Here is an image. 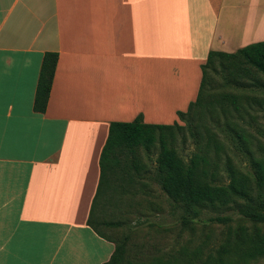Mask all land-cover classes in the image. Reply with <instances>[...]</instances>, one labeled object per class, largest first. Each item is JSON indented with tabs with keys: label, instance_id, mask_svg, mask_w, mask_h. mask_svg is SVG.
Returning <instances> with one entry per match:
<instances>
[{
	"label": "crops",
	"instance_id": "obj_1",
	"mask_svg": "<svg viewBox=\"0 0 264 264\" xmlns=\"http://www.w3.org/2000/svg\"><path fill=\"white\" fill-rule=\"evenodd\" d=\"M259 7L264 0H0V264L109 261L116 245L88 219L111 122L141 114L172 124L169 108L147 102L148 79L158 70L177 91L179 117L209 52L236 51ZM241 15L247 27L236 33ZM48 51L58 63L40 113Z\"/></svg>",
	"mask_w": 264,
	"mask_h": 264
},
{
	"label": "trees",
	"instance_id": "obj_2",
	"mask_svg": "<svg viewBox=\"0 0 264 264\" xmlns=\"http://www.w3.org/2000/svg\"><path fill=\"white\" fill-rule=\"evenodd\" d=\"M58 63V53H45L34 100V110L46 111ZM223 74L221 82L215 73ZM202 80L195 101L178 115L184 124L146 123L140 114L130 122L113 121L100 157V180L88 224L102 237L115 243V251L105 264H126L127 245L106 235L95 220L96 206L110 184V173L131 154L134 169L146 164L138 159V149L158 146L155 179L181 210L183 229L195 224L225 226L220 243L204 256L203 248H188L136 264H250L264 257V142L249 128L245 115H252L251 101L264 109V98L246 92L264 87V40L234 52L212 50L202 65ZM252 98V99H251ZM244 101H248L245 105ZM192 142L184 155L178 145ZM134 181L135 174L127 173ZM233 210L238 215L236 224ZM240 220H244L241 222ZM246 222L248 224H246ZM119 225L117 222H104Z\"/></svg>",
	"mask_w": 264,
	"mask_h": 264
},
{
	"label": "rangeland",
	"instance_id": "obj_3",
	"mask_svg": "<svg viewBox=\"0 0 264 264\" xmlns=\"http://www.w3.org/2000/svg\"><path fill=\"white\" fill-rule=\"evenodd\" d=\"M261 20L252 23V29L248 33H241L242 48L248 44L263 41L264 13L259 7ZM262 23V27L260 24ZM238 48V49H239ZM237 49V50H238ZM224 73H215V76L221 82ZM155 80L148 83L157 84L161 81L164 86L167 85L163 74L157 72L153 75ZM160 85V84H159ZM169 85H171L169 83ZM250 97L264 98V87H259L246 92ZM177 97V96H175ZM252 99V98H251ZM248 105V101H244ZM170 104H172L170 102ZM252 106H248L255 119L248 114L245 115V121L252 123L249 128L255 136L264 142V109L259 104L251 101ZM168 123L178 121L184 124L179 117L172 118L171 105L169 107ZM179 116V115H178ZM165 121V120H164ZM181 153L185 156L193 150L192 142L186 146L182 142L178 145ZM158 146L151 151L145 148L138 149V159L146 164V168L136 171L131 162V154L121 155V164L110 173V184L107 191L99 200L96 206L95 220L106 235L125 242L127 245V263L136 264L150 261L158 256H165L168 253L177 254L182 248H188V252L193 253L198 247H202L204 256L211 248L216 247L222 238L225 226L222 224H195L194 228L183 229L179 222L181 210L172 202L171 199L161 189L160 184L155 179L157 167ZM127 173H134L135 180L131 181ZM226 213L234 214L233 210ZM236 221L239 222L238 215L234 214ZM117 222L119 225L109 226L104 222ZM244 222V220H240ZM245 223V222H244ZM246 224H248L246 222ZM250 264H264V257L252 261Z\"/></svg>",
	"mask_w": 264,
	"mask_h": 264
},
{
	"label": "bare ground",
	"instance_id": "obj_4",
	"mask_svg": "<svg viewBox=\"0 0 264 264\" xmlns=\"http://www.w3.org/2000/svg\"><path fill=\"white\" fill-rule=\"evenodd\" d=\"M245 22V17L243 15H241V17L237 16L235 18L233 25L236 33H238L242 29L243 31H245L244 28L247 27V25H245ZM169 89L170 88H168V86H164L163 84H161V81H159L157 84L151 85L146 89L147 91H145L147 102L153 103L158 101V107L162 103L165 108H169V105H171L170 102L172 103L174 97L177 96L176 94L173 96L174 92H177L174 88L173 92H170Z\"/></svg>",
	"mask_w": 264,
	"mask_h": 264
}]
</instances>
